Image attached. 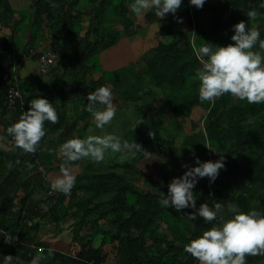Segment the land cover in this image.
<instances>
[{"label":"trees","instance_id":"16d2710c","mask_svg":"<svg viewBox=\"0 0 264 264\" xmlns=\"http://www.w3.org/2000/svg\"><path fill=\"white\" fill-rule=\"evenodd\" d=\"M30 1L39 30L43 34L54 30L56 36L64 38L63 42L57 41L58 44L53 41L52 48L59 57L56 67L50 70L54 81L52 85L42 86L45 90L41 94L54 102L59 120L55 123L45 122L48 131L36 152H27L16 146L7 133V127L22 111L27 110L29 104L22 95L15 108L9 109L8 80L13 78L14 72L11 66L3 67L0 63V122L5 130L3 135L0 130V229L8 231V236L15 238L13 241L18 244L16 251L7 250L3 247L6 236L1 234L0 257L12 254L30 261L33 257L30 252L40 247L44 248L45 254H53L49 262L41 260V264H195L198 260L184 250V244L211 225L203 223V218H198L195 223L186 219L184 212L193 211L191 208L177 211L160 205L161 191L167 193L170 181L157 180L155 176L144 174L139 166V162L145 158L143 152H140L142 156L138 160L130 158L122 164L124 172L115 170L116 165H111L109 171H102L93 163H88L84 165L86 174L76 177V184L70 192L51 189L48 177L51 169L46 159L60 145L51 143L52 136L58 135L64 141L73 133L76 134L82 124L86 125L91 115L85 107L88 93L103 85L101 81L104 80V84L110 83L118 94L116 100L121 108L124 107L122 95L125 94L128 100H135L132 89H118L121 82L119 77L107 78L102 74L96 78L98 66L93 61L96 54L100 57L102 52L115 46L120 38L118 34H110L106 30L107 24H110L105 19L106 15H125V5L129 0H85L81 11L75 7L83 0ZM109 4L112 8L107 7ZM183 4L185 15L190 21L187 29L177 32L171 28L158 29V43L153 56L143 62L141 60L142 65L136 63L134 66L140 72L137 85H144L146 80L150 84L146 96L154 94L153 87H159L166 99L161 105H156L153 100L143 107L138 104L134 106L150 116L158 131L168 113L174 115L172 119L183 129L179 117L183 114L180 111L184 104L189 106L191 112L200 111L199 118L203 122L191 119L198 125V131L185 133L182 144L177 142V138L162 139L161 146L150 149L145 144L144 134L148 131L143 126L138 129L139 142L153 154L165 153L172 157L176 152H183L184 159H178L176 164L184 168L183 171H186L184 164H195L196 156L201 160H216L223 155L226 157V168L220 170L215 182L209 185V178L203 177L195 185L197 206L204 202L214 204L220 200L225 204V210L229 201L239 203L245 211L250 208L264 210V103H249L230 93L214 101H200L196 72L201 67V61L192 48L194 42L197 45L207 42L234 43L231 41L234 32L232 25L240 20L249 21L264 36V0H217L208 7L210 26L202 25L195 11L197 21L194 30L189 19V7L186 1ZM253 9L257 16L249 18L247 13ZM14 13L10 0H0V28L8 24ZM84 16H90V20L86 21L89 25L82 34L80 23ZM154 16L155 13L151 12V20ZM126 30L130 36V31H140L141 26L133 25ZM107 37L110 38L106 40ZM36 39H33L29 53L39 63L42 53H37L40 45ZM7 51L8 46L4 49L5 53ZM132 72L133 69L128 70V73ZM125 79L134 82L133 76ZM137 98L139 101L140 95ZM80 101H83V108L78 115L73 116L70 106ZM8 113L12 114L11 118L6 117ZM4 135L7 137L5 142L1 138ZM60 165L54 163L51 168L55 166L61 169ZM85 213L91 214L87 219L91 224L87 228H91L82 231L81 236L77 233L79 239L74 236L75 245L58 241L53 243L58 238L57 230L41 224L48 216L47 225L59 227L67 219L77 220L81 214L86 220ZM97 222L108 223L99 229ZM48 235L52 237L51 241H43ZM58 246L66 247L63 250L65 252ZM262 258L264 256L259 257L260 260ZM259 259L253 260L259 262Z\"/></svg>","mask_w":264,"mask_h":264},{"label":"clouds","instance_id":"9594fccd","mask_svg":"<svg viewBox=\"0 0 264 264\" xmlns=\"http://www.w3.org/2000/svg\"><path fill=\"white\" fill-rule=\"evenodd\" d=\"M183 1L129 0L128 6L137 17L150 8L158 16H165L167 13L176 14ZM190 3L195 14V6L203 7L205 0H190ZM247 15L255 18L257 12L253 9ZM195 17L197 21L196 14ZM232 28L234 32L231 41L234 43L207 42L197 45L194 42L192 45L194 54L201 61V67L196 72L199 99L214 101L230 93L249 103H264V51H261L264 50V36L249 21L240 20ZM117 97L110 83L100 85L88 93L85 107L97 128L103 129L114 120L118 110ZM28 104L27 110L22 111L8 125L7 133L16 146L34 153L47 134L45 122H57L59 114L54 102L45 95L34 96L28 100ZM150 135L154 136L155 133L150 132ZM133 148L135 151L131 154L143 152L146 157L143 160L155 157L153 152L144 149L137 141L130 142L115 132L86 136L73 134L57 149L63 162L60 165L61 174L52 181L51 189L64 193L72 190L76 184L73 172L76 165L73 162L82 158L99 162L105 159L109 150L121 152ZM225 160L223 155L216 160H201L196 156L193 166L184 164L187 171L170 180L167 193L161 191L159 203L162 207L175 208L177 211L191 208L193 211L184 212L186 219L195 223L198 218H203V223L211 225L184 244V250L194 256L199 264H246V254L264 252V210L250 208L245 211L239 203L231 201L225 210V204L220 200L214 204L204 202L197 206L194 188L199 178L208 177L209 182L214 183L220 170L226 168ZM6 240L10 242L12 238L7 237ZM18 259L12 254H6L0 258V264H17ZM41 260L42 256L37 254L28 264H41Z\"/></svg>","mask_w":264,"mask_h":264},{"label":"crops","instance_id":"0c3cea01","mask_svg":"<svg viewBox=\"0 0 264 264\" xmlns=\"http://www.w3.org/2000/svg\"><path fill=\"white\" fill-rule=\"evenodd\" d=\"M216 1L217 0H205L203 7H197L198 20H200V23L202 25H206V26L211 25L209 19L208 7L209 5L215 3ZM10 4H11V8L13 9V11H15V13L12 16L11 20L7 21L8 24H5L4 27L0 28V63L3 67L11 66V71L14 72L13 78L18 77V79L20 80V85L23 91V100H25L26 102L27 100H30L34 96L41 95L42 91L45 90V88H42V86L44 87L46 84L52 85V82L54 81L53 76H51L52 73L49 71L50 73L48 72L42 74L40 72V64L38 63V61L33 60L32 56H30L31 53H29V51L33 47L32 44V41H34L33 39L37 38L38 35L40 36L39 39L38 38L36 39V42H38L40 45L37 53L39 52L43 53L48 50L55 51V49L52 48L53 41L54 40L56 41V42L54 41L55 42L54 44L56 43L58 44V42H63L64 38L60 36H56L57 34L53 32L54 30H51L50 33L44 32V34L42 33V31L39 30V26L35 24V19L31 15V11L29 10V7L30 8L32 7L30 0H10ZM182 5L184 4L182 3ZM76 10L81 11L82 8H78L77 6ZM151 12H154L156 15L154 16L153 20H151L152 18ZM148 13L150 14V16H147ZM32 17L33 20L30 22L28 18H32ZM184 19L187 20L186 23L183 21ZM87 20H90V16L88 17L84 16L81 18L80 25L82 26L81 27L82 34H84L88 28L89 23L86 22ZM122 20H123L122 26L125 32H128L126 30L127 27H131L133 25L134 27L135 26L138 27V25L141 26V30L137 31V33H135L136 32L135 31L134 35L131 36L120 33V38L117 44L101 53L102 56H100L101 59L100 62L102 65L106 63L107 64L106 67L110 68L112 71L120 69L126 71V74H128V70H124V68L131 66L132 61H136L137 65L139 66L143 64L142 62L140 63L138 62L140 59L144 61V59L151 58L153 56L154 48L158 43V40L156 39V32L158 31V29L171 28L175 30L177 29V31H183L187 29V26L189 24L187 15H185L184 12L180 10H177L176 14L167 13L165 16L162 15L158 16L155 10L151 8L145 10L141 16L137 17L136 14L133 13L129 7L127 8L125 17ZM178 20L180 21L182 20L184 23L179 24ZM46 24L49 25L50 23L46 22ZM93 40H94V36H93ZM7 46L9 51L5 53L4 49L7 48ZM58 58L59 57L57 55L55 64L53 65L54 67H56L57 65ZM96 65L98 66V64ZM103 69L105 70L106 68ZM101 75H102L101 71H98L95 74L96 78H99ZM44 77H48V78H44ZM40 79H43V82L37 83V81ZM11 80L9 79L8 82L10 83ZM103 81L101 82L104 84ZM127 81L131 82L129 80ZM27 86H29V88H27ZM163 101H165L164 98L160 99L159 103L162 104ZM73 105L76 104L74 103ZM118 107H120V104H118ZM72 111H73L72 113L74 114L73 116L78 115L80 113L79 110H77V108L74 107L72 108ZM1 116H2V108L0 106V118ZM173 116L174 115L172 113H168V115L163 119L164 123L166 124L170 123L171 118H173ZM6 117L11 118L12 114L8 113L6 114ZM179 120L181 124L185 127V133L191 134L192 132L194 133L197 132L196 131L197 125L193 123L192 120L189 119V117H185L182 115L179 117ZM0 130L2 131V135H3L5 130L4 127L1 125V122H0ZM188 166L191 167L193 165L191 166L188 165ZM1 234L4 235V237L6 236V238L10 237L8 236L9 235L8 231L7 232L0 231V235ZM49 237L50 235L45 236L43 241L46 242L51 241ZM6 238L4 240L3 247L6 248L7 250H11L7 248L8 245H11L14 247L13 250L16 251L18 249L17 248L18 244H15L16 242L13 241L15 240V238L12 239L10 242L7 241ZM58 239L59 238H57V241L60 242ZM52 242L54 243V240ZM58 248L60 247L58 246ZM65 248L66 247L60 249L63 251L65 250ZM43 251H38L34 249L33 252L32 251L30 252V256L39 254L42 256V260H44L45 258L44 261L45 263H47L52 259L53 254L51 252H49L51 253V255H49V253L45 254ZM261 256H264V252L255 253L252 256L247 255L246 262L248 261L249 262L248 264H264V258H262L261 260L259 259V257ZM16 257L18 256L16 255ZM187 258L188 257H186L185 259ZM255 258L259 259L260 261L259 262L254 261L253 259ZM28 262L29 261L23 257V259L21 258L18 259L17 264H28Z\"/></svg>","mask_w":264,"mask_h":264},{"label":"rangeland","instance_id":"374dc122","mask_svg":"<svg viewBox=\"0 0 264 264\" xmlns=\"http://www.w3.org/2000/svg\"><path fill=\"white\" fill-rule=\"evenodd\" d=\"M84 1L83 0L78 6V8H82V5L84 6ZM113 2H119L122 0H112ZM123 2V1H122ZM129 2L125 5V8H129L128 6ZM96 8H99L100 6H94ZM107 7L112 8V5L109 4ZM76 8V7H75ZM187 8V7H186ZM196 9V13H197V6H195ZM29 10L31 11V15L33 13H35V11L33 10V8L29 7ZM121 10V9H120ZM182 12H184L185 14V6L181 5V7L178 9ZM109 13V12H108ZM107 14L106 15V20L110 23L107 24L109 25L106 30L110 33V34H115V35H119L120 33L122 34H126V32L123 30V24H122V18L125 17V15L123 13H119V14H115L110 15ZM33 16V15H32ZM39 19V18H38ZM28 20H30V22L33 20L32 18H28ZM185 23L187 22L186 19L183 20ZM182 20H178L179 24L184 23ZM28 26V25H27ZM77 27V26H76ZM175 32H177V29L175 30ZM137 33V32H135ZM40 34V33H39ZM134 35V32L130 31V36ZM38 39L40 38V36L38 35L37 37ZM110 37H107V39H109ZM137 38V37H136ZM100 56H102L100 54ZM95 57V59H94ZM93 57V61L96 62V64H98L97 67V71H101L102 74L107 77V78H113V76H116L117 79L118 77L120 78L121 82L119 84V90L123 91L124 89H132L134 91V93L132 92V94L135 97V100H128V98L126 99L125 94L122 95V97L124 96L122 102L124 105L123 108L118 107L116 116L114 117V120L112 122H110L109 124L105 125V127L103 129L97 128L95 126V124L92 123V117L90 115V117L86 120L85 124L86 125H81V127H79V129L77 130L76 134H79L81 136H86L88 134H103L105 132H115L117 135L122 136L123 138L128 139L130 142H134L137 141L139 142V137H138V129H141V126H143L145 128V130H147L148 132L146 134H144L145 137V144L146 146H148L150 149L154 148V147H159L161 146L160 143L162 142V139H169V138H177V142H180L181 144L184 142L183 138L185 136V127H183V129L177 125V121L171 118V123H163L162 122V126L160 128V130L158 131V129H155L154 125L152 124V121L150 119V116L148 114L143 113V110L141 109H136L134 104H138L139 106L143 107L146 103H150L153 100L154 103H158V105H161L160 99L166 98V96L164 95L165 93L163 92V90L159 87H153V92L154 94L147 97L146 96V90L149 89V83L146 80L144 85L138 86L137 83H139L138 81V77L137 76L140 72H138L134 66H136V61H132L133 66H128L127 68L125 67L124 70H130L133 69V72L130 74H126V71L123 70H115L112 71L110 68H107V64L105 63L103 66L100 62V57L98 54H96ZM141 59L139 60L140 63ZM143 62V61H142ZM103 68H106L105 70ZM111 70V71H109ZM127 76H130L134 78V82H128L125 78ZM137 77V78H135ZM44 78H48V77H44ZM43 79H40L39 82L37 83H42ZM27 88H29V86H27ZM138 95H140V99L139 101H137V97ZM169 99H171V96H168ZM181 102V101H180ZM178 102V104L180 103ZM190 103V102H189ZM157 105V104H156ZM77 108V110H79V112H81V109L83 107V101H80L78 104L76 105H71L70 109L72 108ZM140 107V108H141ZM159 108V107H158ZM182 111H180L181 113H183L182 115L185 117H189V119L191 120L192 118L195 121H199V123L202 121L199 117H200V111H190L191 109L189 108L188 105H183V107L181 108ZM74 115V114H73ZM189 121V120H188ZM203 122V121H202ZM195 125V124H194ZM198 127V125H197ZM199 128V127H198ZM198 128H196V131H198ZM157 130V131H155ZM150 132H154L155 135H150ZM75 134V133H73ZM3 139V141H7V138L5 136L1 137ZM52 141L51 143H57V145L60 143H63V138L59 137L58 135H53L52 136ZM161 138V140H159ZM181 139V140H180ZM157 145V146H156ZM145 146V145H143ZM50 147V146H49ZM157 149V148H156ZM55 150V149H54ZM53 150V151H54ZM135 151V149H131V150H124L121 152H112L111 150H109L106 155H105V159L99 162L93 161L89 158H82L80 160V162H73L76 167L73 169L74 174L77 176L81 175H85V166L88 163H93L95 166H97L99 169L98 170H102V171H109V167L111 165H116V169L119 172H124L125 169L122 168V164L128 160V159H135L138 160L141 156L142 153L137 152L135 155H132L131 152ZM152 151V150H151ZM157 151V150H156ZM55 153H52L51 156H49L46 159V162L49 163V168L51 169L48 172V177L49 180L52 181L56 178V176L61 174V169L56 168L55 166H52L53 168H51L52 164H56V163H62V158L59 156L57 150L54 151ZM155 157L154 158H150L147 160H141L139 162V166L141 167V169L143 170L144 174L149 176H155V178L157 180H167L168 182L176 176H180L182 175V173H184L185 171L184 168L182 169V167H177V160L179 159H184L185 155L183 152H176L172 157H170L169 154H154ZM146 158V157H145ZM144 158V159H145ZM79 163V164H78ZM190 165V164H188ZM191 166V165H190ZM20 197H18L17 199V203L19 201ZM91 214L85 213L86 220L84 218V216L81 214V216L76 220L75 218L73 219H67L66 222H62V224L59 227H55L52 224L47 225L49 223V217L47 216V218L44 221H41L42 226H46L48 228H51L53 230H57L56 232V236L59 238L58 240L60 242H64L67 244H72L75 245V241L76 239H79L80 236L82 235V231H87L89 228H87V226L91 225L90 223H88V217ZM69 222V223H68ZM108 222H106L105 224H107ZM102 222H97L98 228H103L104 225ZM43 227V229H45ZM38 232V231H37ZM79 233V235L77 234ZM85 235V234H83ZM75 236V238H74ZM102 236V234L100 235ZM50 239H52V237H49ZM57 241V239H56ZM55 242V241H54ZM8 249L13 250L14 247L11 245H8L7 247ZM66 250V248H65ZM41 251V250H38ZM65 252V251H64ZM77 252V249L76 251ZM49 255H51V253H49ZM53 258V257H52ZM113 258V254L111 255V259ZM45 260V258H44ZM196 264H199V262H197Z\"/></svg>","mask_w":264,"mask_h":264},{"label":"built area","instance_id":"2783aa9c","mask_svg":"<svg viewBox=\"0 0 264 264\" xmlns=\"http://www.w3.org/2000/svg\"><path fill=\"white\" fill-rule=\"evenodd\" d=\"M184 1H186L189 7L191 23L194 30L196 24V17L193 11V5L190 3V0H184ZM190 41L191 43H193V39H191ZM56 58H57V53L54 50H48L43 52L39 59L40 72L42 74L48 73L55 64ZM22 95L23 93L20 88V80L18 79V77H14L10 82L7 90V103L9 109L15 108L17 102L22 99ZM40 169H42V167ZM208 183L209 185H211L209 181ZM37 249L41 251L44 250V248H40V247H38Z\"/></svg>","mask_w":264,"mask_h":264}]
</instances>
